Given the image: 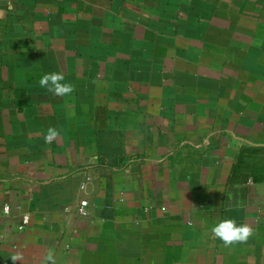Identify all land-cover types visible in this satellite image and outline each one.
Masks as SVG:
<instances>
[{"label":"crops","instance_id":"obj_1","mask_svg":"<svg viewBox=\"0 0 264 264\" xmlns=\"http://www.w3.org/2000/svg\"><path fill=\"white\" fill-rule=\"evenodd\" d=\"M0 217V264H264V0H0Z\"/></svg>","mask_w":264,"mask_h":264},{"label":"clouds","instance_id":"obj_2","mask_svg":"<svg viewBox=\"0 0 264 264\" xmlns=\"http://www.w3.org/2000/svg\"><path fill=\"white\" fill-rule=\"evenodd\" d=\"M65 76L61 72L44 74L39 80V86L52 93L54 96L66 97L75 91V85L64 82ZM60 135L59 130L49 127L44 136L46 143H51ZM214 238L219 239L225 247L247 243L253 235V229L247 223L237 224L235 219H223L211 228ZM12 264L23 259L22 254L16 253L10 257ZM43 264H56L54 249H49L43 258Z\"/></svg>","mask_w":264,"mask_h":264},{"label":"built area","instance_id":"obj_3","mask_svg":"<svg viewBox=\"0 0 264 264\" xmlns=\"http://www.w3.org/2000/svg\"><path fill=\"white\" fill-rule=\"evenodd\" d=\"M87 184H83L82 188L86 189ZM10 208L8 206L4 207V214L9 215L10 214ZM78 214L81 217H87L89 215V202L87 200H83L78 208ZM1 218V217H0ZM30 223V217L25 216L23 219V224L28 225Z\"/></svg>","mask_w":264,"mask_h":264},{"label":"rangeland","instance_id":"obj_4","mask_svg":"<svg viewBox=\"0 0 264 264\" xmlns=\"http://www.w3.org/2000/svg\"><path fill=\"white\" fill-rule=\"evenodd\" d=\"M88 185H89V184L87 183V187H86V189H83V188L81 187L82 191L87 192ZM87 201H88V200H87Z\"/></svg>","mask_w":264,"mask_h":264}]
</instances>
